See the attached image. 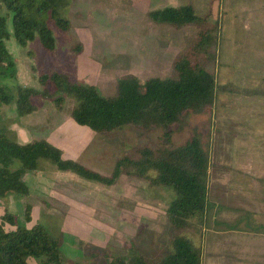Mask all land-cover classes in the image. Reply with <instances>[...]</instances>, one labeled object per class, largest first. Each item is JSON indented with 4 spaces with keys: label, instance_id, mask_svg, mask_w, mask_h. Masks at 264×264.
Listing matches in <instances>:
<instances>
[{
    "label": "rangeland",
    "instance_id": "374dc122",
    "mask_svg": "<svg viewBox=\"0 0 264 264\" xmlns=\"http://www.w3.org/2000/svg\"><path fill=\"white\" fill-rule=\"evenodd\" d=\"M188 1L198 13L212 11L211 18L221 21L217 81L256 88L251 92L220 88L210 110L191 117L194 123L205 122L203 127L211 136L203 264H264V40L244 39L245 31L264 34V0H244L242 5L234 0H74L69 12L71 27L55 29V50L44 48L38 38L21 44L12 34L6 40L18 67V76L6 82L14 91L17 83L39 86L37 76L42 71L59 67L112 93L117 79L127 73L142 79L168 76L193 27L155 23L147 11ZM237 17L244 22L239 24ZM251 43L256 47L251 48ZM239 44L244 48L239 50ZM36 99L38 108L24 115H18L15 102L0 106L2 121L19 141L50 135L65 147L67 155L110 173L119 152L141 139V132L123 127L111 132L108 140L102 132L71 118L80 127L66 133L78 135L79 144L60 128L55 132L50 128L60 118L59 122L69 118L74 99L66 98L62 108L52 99ZM48 165L26 174L29 194L0 198V217L8 208L20 223L31 225L40 220L61 231L65 252L76 258L84 256L79 245L83 240L124 253L132 242L154 252L167 242L166 210L174 196L172 188L151 185L146 178L127 173L108 185L61 170L51 162ZM27 203L32 205L31 220L25 215ZM76 219L85 226L72 232L70 226L78 223Z\"/></svg>",
    "mask_w": 264,
    "mask_h": 264
},
{
    "label": "trees",
    "instance_id": "16d2710c",
    "mask_svg": "<svg viewBox=\"0 0 264 264\" xmlns=\"http://www.w3.org/2000/svg\"><path fill=\"white\" fill-rule=\"evenodd\" d=\"M73 1L0 0V106L15 102L18 115H24L38 108L37 97L52 99L58 108L72 97L70 114L78 123L102 132L108 140L111 132L123 127L141 132V139L122 149L111 172L104 173L65 156L59 145L45 137L19 141L0 113V198L29 194L26 174L47 169L49 162L108 185L123 173L136 175L151 185L173 189L166 210L169 237L157 252L136 242L124 253L83 240L78 244L84 256L73 258L63 248L61 231L40 220L31 225L20 223L15 212L6 208L0 217V264H32V259L34 264H203L211 136L203 127L205 122L194 123L191 117L210 110L220 88L249 92L256 88L217 81L221 21L211 18L212 11L198 13L188 1L147 11L155 23L193 27L173 59L172 74L142 79L127 73L117 79L114 92L104 93L71 70L51 67L37 76L39 86L17 83L14 91L6 79L18 76L17 59L6 40L12 34L21 44L38 38L44 48L55 50V29L67 31L72 25ZM25 215L32 219L30 203Z\"/></svg>",
    "mask_w": 264,
    "mask_h": 264
},
{
    "label": "crops",
    "instance_id": "0c3cea01",
    "mask_svg": "<svg viewBox=\"0 0 264 264\" xmlns=\"http://www.w3.org/2000/svg\"><path fill=\"white\" fill-rule=\"evenodd\" d=\"M234 1H237L238 2V4L239 5H242V2L244 1V0H234ZM237 15H234V18L236 17ZM238 18V22H239V24H241V23H243L244 22V18H242V17H237ZM252 19H254V17L252 18ZM259 20V19H258ZM256 20V22H258V23H261V20ZM264 34H261V35H259V34H255V33H253V34H251V32H248V31H245V36H244V39H247V40H251V41H254V43H256L257 41H263L264 40V36H263ZM247 36H249V37H247ZM254 43H251L250 45H251V48H255L256 47V44H254ZM259 43H261V42H259ZM259 45V44H258ZM237 48H239V50H241L242 48H244V45L243 44H239V46L237 47ZM252 54H254V53H252ZM37 100V99H36ZM71 116V115H70ZM69 116V118L67 119V120H65V121H63V122H59V120H61L62 118H60L58 121H56V122H54V124L50 127L51 128V131L52 132H55L56 130H58L59 128L61 129V130H63L62 131V133L66 136H68L71 140H73V141H76L77 143H79V144H81L80 142H78L79 140H80V137L78 136V135H75L74 133H72L71 131H69V133H66V131H67V129L69 130L70 128H78V127H80V125H77V124H75L73 121H72V116L70 117ZM55 125V126H54ZM85 127H86V125H84ZM83 126V127H84ZM82 127V126H81ZM264 128L262 129V135H264ZM45 138H47V139H49V140H51L52 142H54L55 144H57V145H59L62 149H63V151H64V155L65 156H68V157H73V158H75L76 156H72V155H67L66 154V149H65V147H63L59 142H57L56 140H54V138H52L50 135H45ZM78 148H80V147H78ZM77 159V158H76ZM80 214V213H79ZM68 216H70L69 214H67ZM74 219V218H73ZM76 221L78 222V223H73L70 227L72 228V232H74V231H78V230H82V227L84 228V226H85V224H84V222L83 221H81V220H77L76 219ZM74 229V230H73ZM64 243V242H63ZM72 247L73 246H71L70 245V249H72ZM67 253V252H66ZM71 257V256H70ZM73 258H76V257H73Z\"/></svg>",
    "mask_w": 264,
    "mask_h": 264
}]
</instances>
